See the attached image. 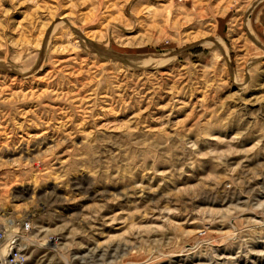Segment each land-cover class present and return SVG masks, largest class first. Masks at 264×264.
<instances>
[{
    "label": "rangeland",
    "instance_id": "1",
    "mask_svg": "<svg viewBox=\"0 0 264 264\" xmlns=\"http://www.w3.org/2000/svg\"><path fill=\"white\" fill-rule=\"evenodd\" d=\"M0 216L25 264H264V0H0Z\"/></svg>",
    "mask_w": 264,
    "mask_h": 264
},
{
    "label": "built area",
    "instance_id": "2",
    "mask_svg": "<svg viewBox=\"0 0 264 264\" xmlns=\"http://www.w3.org/2000/svg\"><path fill=\"white\" fill-rule=\"evenodd\" d=\"M24 230H28L29 228V224L28 223H24L23 227ZM4 230H6L3 226L2 220H0V242L4 240L5 236H4ZM18 240H19V235L17 233H14L13 238L10 240L9 243V249H8V254L6 256V261H8V263L10 262L11 264L13 263V261H16L17 264H25V258L22 254V251L18 248Z\"/></svg>",
    "mask_w": 264,
    "mask_h": 264
},
{
    "label": "bare ground",
    "instance_id": "3",
    "mask_svg": "<svg viewBox=\"0 0 264 264\" xmlns=\"http://www.w3.org/2000/svg\"><path fill=\"white\" fill-rule=\"evenodd\" d=\"M2 216H3V214H2ZM2 216H0V220H2L3 226L6 229L7 228V224H6L5 221L7 220V222H10V220H9L10 217L8 219H5V221H4V219L2 218ZM14 233H15V230H12V231H8L7 229L4 230V236H5V238H4L3 241L0 242V264H11L10 262L8 263V261H6L5 258L7 256V254L9 253L8 252V249H9V246L11 244L9 242L13 238ZM12 264H17V263H16V261H13Z\"/></svg>",
    "mask_w": 264,
    "mask_h": 264
}]
</instances>
